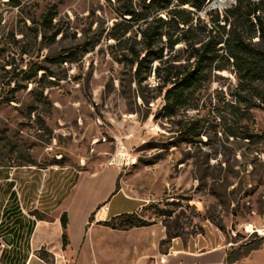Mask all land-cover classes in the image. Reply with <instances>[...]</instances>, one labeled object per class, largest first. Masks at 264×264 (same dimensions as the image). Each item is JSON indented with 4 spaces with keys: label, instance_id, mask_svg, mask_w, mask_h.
Masks as SVG:
<instances>
[{
    "label": "rangeland",
    "instance_id": "rangeland-1",
    "mask_svg": "<svg viewBox=\"0 0 264 264\" xmlns=\"http://www.w3.org/2000/svg\"><path fill=\"white\" fill-rule=\"evenodd\" d=\"M176 3L144 16L137 2L125 14V0H0V165L115 166L120 187L148 201L143 219L201 246L220 234L228 253L218 264H264V143L231 135L249 94L227 52L207 62L186 105L166 112L167 77L194 67V49L213 38L209 5L196 14ZM50 10L54 27L45 30ZM154 23L161 59L143 44ZM140 54L148 59L138 75L131 59ZM251 112L261 132L264 109ZM184 124L198 127L187 135ZM136 204L121 190L112 197V211Z\"/></svg>",
    "mask_w": 264,
    "mask_h": 264
},
{
    "label": "crops",
    "instance_id": "crops-1",
    "mask_svg": "<svg viewBox=\"0 0 264 264\" xmlns=\"http://www.w3.org/2000/svg\"><path fill=\"white\" fill-rule=\"evenodd\" d=\"M112 165L90 169L69 164L0 165V264H218L227 257L222 236L206 243L173 237L159 223L116 228L107 221L140 211L148 201L120 187ZM119 190L137 201L112 211ZM67 215L64 226L62 216ZM157 229L154 236L142 233ZM154 231V230H153ZM64 234L67 242H64ZM50 254V261L40 251Z\"/></svg>",
    "mask_w": 264,
    "mask_h": 264
},
{
    "label": "trees",
    "instance_id": "trees-1",
    "mask_svg": "<svg viewBox=\"0 0 264 264\" xmlns=\"http://www.w3.org/2000/svg\"><path fill=\"white\" fill-rule=\"evenodd\" d=\"M125 14H135L133 7L134 2L139 3L145 10L144 16L149 15L151 9H161L168 7L172 0H125ZM212 0H176V6H190L193 13L203 11ZM236 2L220 11L212 9L207 11V15L211 16V24L209 33L212 35L208 42L202 48H195L192 56L195 60L194 67L186 68L184 72L177 73L175 77H167L164 99L165 107L168 115H172L177 107H181L188 103L190 95L198 91L200 77L204 68L209 61L215 60L220 56L219 49L226 51L229 58L233 59L241 83L246 79L247 84L244 90L248 92V102L246 110L242 115V120L237 129L231 131V135L240 136L248 141L264 143V130L256 132L251 127L249 121L253 120L251 110L253 108L264 109V88L254 84L264 83V0H235ZM177 12H180L178 10ZM55 14L50 10L43 18L42 25L45 30L53 26ZM199 17V16H198ZM197 17V18H198ZM163 21L162 18H159ZM201 21V19H200ZM189 23L190 20H186ZM130 25H126L125 30L130 29ZM161 25L153 24L144 30L143 44L145 51L154 53L155 59H161L162 54L155 50V44L159 35ZM215 32V33H214ZM57 32L53 33V38ZM221 33V35H220ZM219 48H216L221 44ZM94 45L85 46L82 50H71L69 57L61 58V61H74V56L79 52H88L94 49ZM148 57L141 54L132 58V64L137 63V74L139 75L143 67H147L146 61ZM152 68H150L151 70ZM35 73H38L37 71ZM54 75L53 72H50ZM32 75L28 76L30 79ZM244 85V84H243ZM198 125L188 126L184 124L185 131L183 133L189 135L196 130ZM126 217L124 220L121 217ZM64 226L67 224V215L62 216ZM151 222L143 219L138 212L123 213L117 217L107 221L106 224L116 228H132L135 226H145ZM168 236L176 237L178 234L168 232ZM64 242H67V236L64 234ZM40 256L47 261H50V254L46 250L40 251Z\"/></svg>",
    "mask_w": 264,
    "mask_h": 264
},
{
    "label": "built area",
    "instance_id": "built-area-1",
    "mask_svg": "<svg viewBox=\"0 0 264 264\" xmlns=\"http://www.w3.org/2000/svg\"><path fill=\"white\" fill-rule=\"evenodd\" d=\"M215 1L217 2V5H215V6H211V4H209V6L207 7L206 11H210V10H212L214 7L218 6V4H219V0H215ZM215 1H213V2H215ZM226 1H227L226 8L232 6V5L236 2L235 0H226ZM114 158H115V157H114ZM114 158L111 160V163L114 161ZM246 229H247V230H249V229L253 230V229H254V226H253L252 224H249V225L246 226Z\"/></svg>",
    "mask_w": 264,
    "mask_h": 264
},
{
    "label": "bare ground",
    "instance_id": "bare-ground-1",
    "mask_svg": "<svg viewBox=\"0 0 264 264\" xmlns=\"http://www.w3.org/2000/svg\"><path fill=\"white\" fill-rule=\"evenodd\" d=\"M125 156V152L122 151L120 155L116 156L114 158V162H121L122 161V158Z\"/></svg>",
    "mask_w": 264,
    "mask_h": 264
},
{
    "label": "water",
    "instance_id": "water-1",
    "mask_svg": "<svg viewBox=\"0 0 264 264\" xmlns=\"http://www.w3.org/2000/svg\"><path fill=\"white\" fill-rule=\"evenodd\" d=\"M215 5H217V2L216 1L213 2V3H211V6H215Z\"/></svg>",
    "mask_w": 264,
    "mask_h": 264
}]
</instances>
